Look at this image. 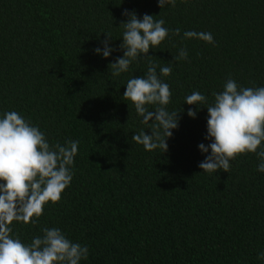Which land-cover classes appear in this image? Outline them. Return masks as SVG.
Returning a JSON list of instances; mask_svg holds the SVG:
<instances>
[{
  "label": "trees",
  "instance_id": "16d2710c",
  "mask_svg": "<svg viewBox=\"0 0 264 264\" xmlns=\"http://www.w3.org/2000/svg\"><path fill=\"white\" fill-rule=\"evenodd\" d=\"M0 264H264V0H0Z\"/></svg>",
  "mask_w": 264,
  "mask_h": 264
}]
</instances>
